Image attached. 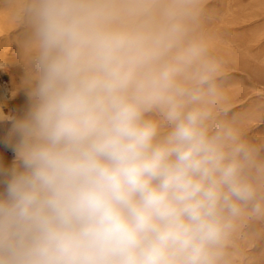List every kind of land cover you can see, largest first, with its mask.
<instances>
[{"label": "clouds", "instance_id": "clouds-1", "mask_svg": "<svg viewBox=\"0 0 264 264\" xmlns=\"http://www.w3.org/2000/svg\"><path fill=\"white\" fill-rule=\"evenodd\" d=\"M207 3L14 0L30 105L0 170V264H245L264 141L229 115Z\"/></svg>", "mask_w": 264, "mask_h": 264}, {"label": "rangeland", "instance_id": "rangeland-1", "mask_svg": "<svg viewBox=\"0 0 264 264\" xmlns=\"http://www.w3.org/2000/svg\"><path fill=\"white\" fill-rule=\"evenodd\" d=\"M263 4L264 0H208L209 19L204 23L206 34L216 42L217 53L226 64V87L233 105L229 115L243 123L253 142L264 141ZM0 72L1 113L16 115L14 108L7 105L3 85L13 88L21 80V72L16 65L0 68ZM256 227L257 235L244 245L245 264H264V225Z\"/></svg>", "mask_w": 264, "mask_h": 264}, {"label": "bare ground", "instance_id": "bare-ground-1", "mask_svg": "<svg viewBox=\"0 0 264 264\" xmlns=\"http://www.w3.org/2000/svg\"><path fill=\"white\" fill-rule=\"evenodd\" d=\"M13 3L14 0H0V65H3V67L0 68H4L6 66L15 67L16 65L20 70L22 77L20 81L15 83L16 85L13 88L3 85V90H5L7 97V105H10L14 108L16 115H10L7 113L2 115L3 113H1L2 117H5L7 120L11 121V125L8 129L4 144L0 150V170H7L11 168L13 164L14 152L12 145L15 142L12 132L13 123L15 120L22 119L26 115L30 105L29 97L27 95L28 85L25 77L27 68L21 55V45L27 40L28 32L25 25L15 18L13 12ZM249 112L251 113V111ZM252 112L254 113V111ZM248 116L249 115H247V117ZM5 178L6 177L3 174H0V192L4 190L5 185L3 181Z\"/></svg>", "mask_w": 264, "mask_h": 264}, {"label": "crops", "instance_id": "crops-1", "mask_svg": "<svg viewBox=\"0 0 264 264\" xmlns=\"http://www.w3.org/2000/svg\"><path fill=\"white\" fill-rule=\"evenodd\" d=\"M0 116H1V110H0ZM9 127H10L9 120L0 118V150L4 144Z\"/></svg>", "mask_w": 264, "mask_h": 264}]
</instances>
